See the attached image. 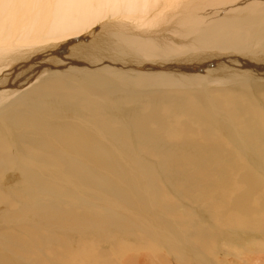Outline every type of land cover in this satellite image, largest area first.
<instances>
[{
    "label": "bare ground",
    "instance_id": "6f19581e",
    "mask_svg": "<svg viewBox=\"0 0 264 264\" xmlns=\"http://www.w3.org/2000/svg\"><path fill=\"white\" fill-rule=\"evenodd\" d=\"M241 1L243 4L233 10L234 14L211 18L213 27L204 25V11L203 19L198 18L200 22L194 14L195 24L174 30L176 25L162 26L167 17L163 7H176L171 11L172 16L186 20L189 13L187 9L177 10L178 1L174 4L173 0H0V189L4 191L0 193V202L6 195L10 202L19 199L18 191L24 193L28 184L37 189L32 191L36 197L27 196L18 211L30 216L26 221L30 224L25 226L29 239L11 230V225L16 228L19 223L14 221L17 217L14 210L11 214L8 209L0 214V264L23 262L16 261L3 248L32 255L36 262L63 264V260L59 261L62 254L59 256L56 252L59 250L54 247L60 244L61 238L57 235L60 229L68 234L71 226L99 235L134 229L133 221L124 214L129 213L127 210L137 212V208L147 205L154 188V172L176 185L182 176L177 160L182 157L185 146L193 150L190 145L194 141H207L206 148L201 150V155L207 152V158L199 159L189 180L204 192L205 198L212 195L218 199L212 204L216 208V221L264 230V169L259 162L263 155L254 146L264 145V131L255 117L250 116L260 108L254 94L264 93V18L256 15L261 10L264 17V5L259 6L263 0H254L255 4L249 3L250 0ZM158 3L163 7L156 6ZM236 3L234 0L228 5ZM253 9L259 12L251 15ZM239 10L243 13H235ZM157 13L163 14L158 16L162 23L157 21ZM249 14L255 16L256 23L243 29L251 20ZM219 26L226 30L224 34L217 32ZM163 30L170 35L161 34ZM214 37L219 39L213 40ZM165 87L191 93L190 105L171 108L166 103ZM232 89L236 95L227 92ZM208 91L214 92V103L210 95L207 98ZM150 95L154 102L149 100L152 105L146 107L141 100ZM114 99L118 106L111 103ZM225 107L237 111L234 115L243 121L239 122L244 124L241 125L245 128L244 136H252L248 138L253 140L251 143L235 132L230 118L223 114ZM175 112L190 120L181 118L180 122L177 118H167ZM129 131L132 135L135 133L139 146L159 147L161 153L175 156L167 162L158 161L155 167L146 165L126 145L130 141ZM216 131L229 133L234 148L239 153L246 152L251 165L240 161L236 153L228 158L229 153L224 152L226 147L219 142ZM171 136L186 142L176 146L166 144ZM13 166L16 172L9 173ZM24 181L27 183L19 186ZM65 198L74 199L71 206H62ZM96 199H101L102 206ZM207 215L200 211L189 215L194 227L192 233L204 246L219 237L214 225L205 222L209 221ZM161 219H150V226L157 224L163 242L183 251L179 261L195 259V254L189 255L191 250L188 254L185 250L188 245L185 232L179 233L171 220ZM43 226L52 230L48 231V240L41 233ZM68 242L61 243L65 248L64 260L73 252L69 246L72 241ZM44 246L50 247L52 256L39 254L45 255ZM75 254L79 259L84 257L78 252ZM90 258L91 264H118L99 248ZM200 262L204 263L201 259Z\"/></svg>",
    "mask_w": 264,
    "mask_h": 264
},
{
    "label": "rangeland",
    "instance_id": "374dc122",
    "mask_svg": "<svg viewBox=\"0 0 264 264\" xmlns=\"http://www.w3.org/2000/svg\"><path fill=\"white\" fill-rule=\"evenodd\" d=\"M178 1V4L179 6L177 5V10L178 8L183 10V9H187V13H189L187 16V20L186 19H183V17L181 16H172V13L171 11L174 9L176 10V7H171V8H167L166 7L164 8L160 3L156 4L159 5L161 7H163V11L166 12L167 14V17L166 19H164L165 22H163V27L166 25V24H170L171 26H174V30H179L180 28L184 29V28H187L189 27L188 25H193L195 24V20L198 19V18H202L205 16V19L204 21V25H206L207 27L210 26V23H213V20L214 18H222L223 14L225 17H227L229 14L232 15L234 14V9L238 6H241L243 3V1L241 0H235V2H237L234 6H232L230 4V6L228 5L230 2H233L234 0H221L220 2H218L219 0H176ZM175 0H173V3L175 4L176 3ZM210 1V2H209ZM214 1V2H212ZM256 1V0H255ZM255 1L253 0H250L249 3H252V4H255ZM198 2H202L200 5ZM208 2V3H207ZM223 2V3H222ZM264 0L261 1L260 5L259 6H262L264 5ZM188 3V4H187ZM248 3V2H247ZM247 3L245 5H247ZM191 4V5H190ZM210 4V5H209ZM182 5V7H181ZM187 5V6H186ZM201 8L202 5H205V6H202L201 9H199L198 7ZM208 5V6H206ZM213 5V6H211ZM219 5H222L220 7H218ZM225 5V6H224ZM228 5V6H227ZM155 6V5H154ZM153 6V7H154ZM155 6V7H156ZM195 7V9L197 8L198 10H196L194 12L195 9H193L192 7ZM217 6V7H216ZM151 6V8H153ZM160 7V8H161ZM191 7V9H190ZM206 7V9H205ZM212 7V8H211ZM217 8V9H216ZM220 8V9H219ZM262 9V7H260ZM209 9V10H208ZM170 12L168 13L167 11ZM173 10V11H174ZM203 10V11H202ZM211 10V11H210ZM215 12H213V11ZM218 10V11H217ZM221 10V11H220ZM185 11V12H186ZM205 11V12H204ZM220 11V12H219ZM256 11L259 12L258 9H253L252 11V14L251 15H255L256 14ZM156 12V11H155ZM204 12V13H202ZM213 12V13H212ZM243 11L239 10L235 13H240ZM257 12V13H258ZM261 12V10H260ZM259 12V14H256L257 16L260 15V18H264L263 16L261 17V13ZM171 13V14H170ZM201 13L203 15V17L201 16ZM207 13V14H206ZM212 13V14H211ZM232 13V14H231ZM161 16H160V15ZM196 15V19H195V15ZM200 14V15H199ZM214 14V15H213ZM226 14V15H225ZM156 15V18L159 17H162L163 14L161 13H157L155 14ZM154 15V16H155ZM194 15V17H193ZM208 15V16H207ZM210 15V16H209ZM250 15V14H249ZM249 16L251 18V20L248 22H246L241 28H245L247 27L248 25L250 26L251 24L253 25L252 22L256 23L253 19H255V16ZM201 16V17H199ZM245 16V13L244 15ZM174 18V19H173ZM179 18V19H178ZM181 18V19H180ZM208 18V19H207ZM170 19H171V22H170ZM202 19H200L202 21ZM172 20H173V24H172ZM177 20V21H176ZM181 20V21H180ZM194 20V21H193ZM211 20V21H210ZM157 21H160V18H158ZM195 23H193V22ZM199 21V19H198ZM167 22V23H166ZM176 22V23H175ZM200 22V21H199ZM160 23H162V21H160ZM191 23V24H189ZM183 24V25H181ZM181 25V26H180ZM203 23L201 24V26H204ZM251 25V26H252ZM161 26V27H162ZM184 26V28H183ZM201 26H199L198 28H200ZM214 24H212L210 27H213ZM162 27V29H163ZM180 27V28H179ZM167 28H170V26H168ZM223 26H219L218 29L219 31L217 32H223V34L225 33V31L222 29ZM221 30V31H220ZM223 30V31H222ZM166 31V32H164ZM161 34H163L164 36H167V35H170L169 32H167V30H163V32H161ZM194 35H198L197 33H194ZM217 37H214L213 40H217L219 39V37L216 39ZM105 50V49H103ZM65 54V53H64ZM67 54V53H66ZM235 58V57H234ZM242 70V69H241ZM253 71V70H252ZM168 87H165V91H168L167 93V97H166V100L170 107L173 106V108L177 107V106H180L179 104H187L186 106L190 105V101L192 100H188V97L191 96V93H185L186 91L185 90H180V89H173L171 90L170 88ZM171 90V91H170ZM185 91V92H184ZM175 92V93H174ZM179 92V93H178ZM209 94H207V98L210 99V96H211V99L210 101H212V103H214L215 101L213 100H216V98L214 97V92H211L208 91ZM229 92L231 95H236V92L232 89L231 91H227ZM182 93V94H180ZM259 94H254L255 96V99L256 101L258 102L259 105V109L256 111V112H253V113H250V116H253L255 117L254 119L258 121V125L260 126V128L264 131V93L263 92H258ZM179 94V95H178ZM262 94V95H261ZM106 95V94H105ZM169 95V96H168ZM188 95V96H187ZM210 95V96H208ZM152 95H150L149 97H146V99H142V103L144 106H150L152 105L151 103H149V100H151L152 102H154L153 100V97H151ZM177 96V97H176ZM186 96H187V101L186 100ZM258 97V98H257ZM104 99L107 98V96H104L103 97ZM185 98V99H184ZM127 100H132L131 96L130 98H127ZM116 99H114L113 101H111V103L113 105H116L118 106V104L116 103ZM107 102V101H105ZM114 102V103H113ZM147 102V104H146ZM108 103V102H107ZM178 104V105H177ZM115 106V107H116ZM198 106V105H197ZM172 108V107H171ZM225 107V109H223V114L226 115L227 117L230 118V122L233 124V127L238 131H235L236 133L243 135V139L248 142H252L253 140L251 139H248L249 137H252V136H249L247 138V136H244L246 134L245 133V128L241 125H244L242 120H240V118H237L235 117V113H237V111L235 110L234 112L233 111H230L231 109H228ZM260 110V111H259ZM228 111V112H227ZM259 115H258V113ZM253 114V115H252ZM255 114V115H254ZM257 114V115H256ZM232 115L234 117H232ZM167 118H173L175 120V118H177L180 122L182 121L181 118H184V119H187V120H190L189 117L187 116H183V117H180L176 112L175 113H171V114H168ZM181 119V120H180ZM260 121H259V120ZM236 123H235V122ZM238 121V122H237ZM241 121V122H239ZM234 122V123H233ZM261 122V123H260ZM238 127V128H237ZM246 130L248 131V128H246ZM218 132V133H217ZM127 134H129V137H127L128 140L130 141H127V146L129 147V149L135 154L136 157L142 159L141 162L143 161L146 165L147 163H149L150 165H152V167H155L158 165V161H163V160H166L165 162H167L168 160L172 159L175 155H170L169 153L167 154H164V153H161V148L159 149V147H150V148H147V147H143V146H139L140 142L139 140L137 139L134 133V135H132V133L129 131ZM225 134V135H223ZM216 135L219 137V142L221 144H223L226 148L224 150L225 153H229L228 155V158L236 153V157H238V159L241 161L243 160L245 163H248L249 165H251V159H249L248 155L246 152H242V153H239V151L234 148L233 146V143H232V138H230V134L227 133L226 131H216ZM132 136V137H131ZM245 137V138H244ZM133 138V139H132ZM177 137H173L171 136L168 137V141H166V144L168 143L169 145L171 146H176L177 144H182L183 142H186L183 138H177ZM4 139V138H3ZM136 139V140H135ZM232 139V140H231ZM138 140V141H137ZM166 140V139H165ZM175 140V141H173ZM179 140V142H178ZM5 141V140H4ZM137 141V142H136ZM131 142V143H130ZM194 142H196L197 144H200L198 147H197V144H193ZM192 143V146L193 147V150H191L189 148V146H185L184 149L183 148V154H182V157L181 158H178L177 160V168L179 169L178 172L180 171V174L183 176L179 177L176 185H175V182L172 183V182H167L165 179H163L160 175H158L157 173H153V177L155 178L153 182V190L150 192V195H149V202L147 201V205L146 206H142V208H137V212L136 211H133L134 212V215L129 211L127 210L129 213L128 214H124L128 219L129 221H133L131 222L132 224L135 225L134 229H125L124 231L125 232H117V231H109L107 232V235L106 233L105 234H102V235H99V234H95L94 232L92 231H89L87 229L84 230V228L81 227L77 229V227H74V226H71L69 227V229L72 230L70 232H68V234H66L67 232H63L62 229H60V232L57 234L59 238V241L60 244L56 245L55 247L52 246L56 249V250H59V251H56L59 256L60 254H62V257H59V261L61 262V260H63V264H65L64 262L66 261V264H91L90 263V257H92L96 251V249L98 250V248L100 250H102L103 252H106V253H109V255L114 259V261H117L118 264H190V261H191V264H264V254H261V252L263 253L264 250V230L260 231L259 229H251V228H246V227H242L238 224H231V225H224V224H221L219 221H216L218 219L215 218V214L214 212L216 211V208L215 207H212V204L214 203L213 200H218L216 197L210 195V196H206V198H210L208 200H205V195H204V192L201 190L199 191V189H197L196 187H194L193 183L190 181L191 180V175L193 173V170H195V164L196 163H199V161L202 159H204L202 156H206L207 152H202V155H201V150H204V146H207L206 144L207 141H204L203 143H205L203 145V143L201 142H198V141H194ZM176 143V144H175ZM143 144V143H142ZM201 144L203 145L201 148ZM195 145V146H194ZM131 146V147H130ZM136 146V147H135ZM164 146V145H163ZM254 146L257 148V150L263 155L262 157V160L259 161L260 162V165L261 167L264 169V150H263V147L264 145H261L259 143H256L254 144ZM165 147V146H164ZM188 147V148H187ZM197 147V148H195ZM137 150H136V149ZM153 148V149H152ZM158 150H157V149ZM166 148V147H165ZM199 148H200V151H199ZM261 148V149H260ZM198 149V150H197ZM260 149V150H259ZM254 152L256 153V149H254ZM156 151V152H155ZM196 151H198L196 153ZM231 151V152H230ZM191 152H195L194 154L191 153ZM190 153V155H189ZM225 153L222 152V156L224 157L225 160L226 159V156ZM187 154V155H186ZM195 154L197 157H195ZM199 154V155H198ZM258 155V153H256ZM138 155V156H137ZM152 156V157H151ZM161 156V157H160ZM201 156V157H200ZM170 157V158H169ZM168 158V159H167ZM187 158V159H186ZM196 158V159H195ZM207 158V156L205 157ZM200 159V160H199ZM247 159V160H246ZM184 160V161H183ZM132 161V160H131ZM181 161V162H180ZM198 161V162H197ZM247 161V162H246ZM137 162V161H136ZM180 162V163H179ZM186 162V163H185ZM188 162V163H187ZM161 163V162H160ZM135 164V163H134ZM183 164V165H181ZM191 164V165H190ZM193 164V165H192ZM256 164V163H255ZM132 165V164H131ZM136 170L139 171V169L135 166V165H132ZM188 166V168H187ZM190 166V167H189ZM214 168H209L210 171H213ZM14 170V171H13ZM158 171V169H156ZM187 170V171H186ZM256 170L257 172H259V174L261 175V172L260 170L258 171V169H254ZM11 171V172H10ZM16 172V168L15 166H13L12 168L9 169V173H13V172ZM192 171V172H191ZM188 172V173H187ZM156 175V177H155ZM188 177H187V176ZM262 176V175H261ZM213 177V175H212ZM263 178H264V175H263ZM20 179V178H19ZM190 179V180H189ZM181 180V181H180ZM189 180V181H188ZM148 181V179H147ZM23 182V180L21 181V183ZM191 182V183H190ZM25 183H27L26 181H24L23 184H19L20 185H25ZM171 183V184H170ZM57 186V188H61L62 190H67L66 187L64 186H60V184L58 183H53ZM173 184V185H172ZM17 186V183L14 184ZM151 185V186H152ZM186 185V187H185ZM19 186L17 188H19ZM30 184L27 185V189L24 193H22V191H18L20 192L21 194L18 193V195L16 197H18L19 199H15L13 201H9V196L6 195V198L4 200H2V202H0V214L3 212V211H7L10 210V214L12 212H16L17 213V217L16 219L14 220L15 222H19L18 223V227H14V226H10L11 230H13L15 233H19L23 239H29V233H28V230L25 229V226H28V223L29 222H26L28 221L29 217L30 216H27L25 214H18V211H19V208L21 206H23L22 204H24L27 200V196L29 198V196H32V197H36L35 194L32 192V191H37V189L35 187H32ZM29 187V188H28ZM188 187V188H187ZM191 187V188H190ZM195 188V189H194ZM16 190V189H14ZM30 190V191H29ZM189 190V191H188ZM193 190V191H192ZM17 191V190H16ZM3 189H0V193H3ZM29 192V193H28ZM188 192V193H187ZM194 192V193H193ZM29 195H28V194ZM146 193V191H145ZM193 194V195H190V194ZM198 193H200L198 195ZM202 193V194H201ZM27 194V195H26ZM152 194V195H151ZM196 194V195H195ZM154 195V196H153ZM201 196V197H200ZM153 197V198H152ZM160 197V198H159ZM203 197V198H202ZM213 197V198H212ZM64 198V197H63ZM93 198V197H92ZM96 198V197H95ZM104 198V197H103ZM159 198V200H158ZM190 198V199H189ZM200 198V199H199ZM104 199H107V198H104ZM154 199V200H153ZM199 199V201H198ZM204 199V201H203ZM18 200V201H17ZM69 199H64V202L62 204V206L64 205V207H67L68 206H71L72 205V202H74V199H71L72 201H68ZM101 199H96L95 202H99V206H102V204L100 203ZM153 200V201H152ZM156 200V201H155ZM158 201H164L159 203L158 205ZM166 200V201H165ZM193 200V201H192ZM202 200V201H200ZM22 201V202H21ZM168 201V202H167ZM157 202V203H156ZM173 202V203H172ZM208 202V203H207ZM211 202V203H210ZM216 202V201H215ZM169 203V204H167ZM207 203V205H206ZM209 203L211 204L209 207ZM152 204V205H151ZM167 204V205H166ZM177 204V209H176V205ZM172 205V206H171ZM206 205V206H205ZM19 206V207H17ZM15 207V208H14ZM127 207V206H126ZM152 207V208H151ZM166 207V208H165ZM205 207V209H204ZM17 208V209H16ZM115 209V207H113ZM166 210H165V209ZM215 208V209H214ZM102 209V208H101ZM164 209V210H163ZM169 209V210H167ZM210 209V210H209ZM14 210V211H13ZM145 210V211H144ZM199 210L200 213L203 215H209V221L212 220V222L210 221H205L207 224H212L214 225V230L217 232L216 235L219 234V237L216 238V239H213L210 242V244L208 246H204L200 243V240L197 239V237L195 238L194 237V234L192 233L194 231V227L192 226L191 224V219H190V216L193 215V214H196L197 211ZM209 212H208V211ZM215 210V211H214ZM163 211V212H162ZM194 211V213H192ZM150 214V215H147V213ZM174 212V213H173ZM176 212V213H175ZM165 213V214H164ZM173 213V214H172ZM207 213V214H206ZM130 214V216H129ZM142 214V215H141ZM156 214V215H154ZM158 214V215H157ZM161 214V216H160ZM214 214V215H213ZM24 217H23V216ZM137 215V216H136ZM147 215V216H146ZM190 215V216H189ZM207 215V216H208ZM212 215V216H210ZM158 216V217H157ZM160 216V217H159ZM167 216V217H166ZM189 216V217H187ZM199 217H201L199 214H198ZM27 217V218H26ZM132 217V218H131ZM166 217V218H165ZM212 217V218H211ZM132 220H131V219ZM154 218H162L161 220H165L167 221H170L171 223L175 224V227L177 228V231L180 233H184L185 234V237H186V240L188 242V245L185 247V250H187V254L188 252H190L191 250V253H189V255H193L195 257V259H187L185 262H180L179 261V254H181V250H178L175 246L172 247V245H166L163 240H162V236H161V232L159 231V228L157 226V224H154L152 225V227L150 226V219H154ZM211 218V219H210ZM214 218V219H213ZM19 219V220H18ZM135 221H134V220ZM138 219V220H137ZM173 220V221H172ZM184 220V221H183ZM215 220V221H214ZM12 222V220H10ZM13 221V222H14ZM143 221V222H142ZM136 222V223H135ZM190 222V223H188ZM23 223H25L26 225H22ZM143 223V224H142ZM146 223V224H145ZM177 223V224H176ZM216 223V224H215ZM30 224V223H29ZM139 224V225H138ZM146 226H145V225ZM150 226H148V225ZM69 225V224H68ZM67 225V226H68ZM233 225V226H232ZM235 225V226H234ZM145 226V227H144ZM238 226V227H237ZM22 227V228H20ZM137 227V228H136ZM179 227V228H178ZM155 228V229H154ZM18 229V230H17ZM82 230L83 232H79L80 230ZM153 229V230H152ZM156 230V231H155ZM226 230V231H225ZM43 231V232H42ZM48 231H52L51 229L48 230L47 227L43 226L42 227V230H41V233L44 235V237L48 240L49 237L47 236L49 234ZM74 231V232H73ZM89 231V232H88ZM149 231V232H147ZM152 231V232H151ZM219 231V232H218ZM63 232V234H62ZM168 232V231H167ZM53 233V232H52ZM90 235H89V234ZM94 233V234H93ZM187 233V234H186ZM221 233V234H220ZM256 233V235H255ZM259 233V234H258ZM88 234V235H87ZM130 234V235H129ZM151 234V235H150ZM170 235H172L171 233H169ZM190 236H189V235ZM193 234V235H191ZM254 234V235H253ZM96 235V236H95ZM154 235V236H153ZM157 235V236H156ZM164 236V234H162ZM235 235V236H234ZM248 235V236H247ZM260 235V236H258ZM33 236V235H32ZM221 236V237H220ZM188 237V238H187ZM242 237V239H241ZM72 238V239H71ZM101 238V239H100ZM261 238V239H259ZM93 239V240H92ZM159 239V240H157ZM226 241H225V240ZM240 239V240H239ZM70 240L72 241L71 244H69V246L72 248V251L71 253H69V256L67 258V260H64V254L62 253L63 250L65 249L61 243L62 241L64 243H66V241H69ZM261 240V241H260ZM194 241V242H193ZM233 241H234V244H233ZM68 242V243H69ZM180 243V241H178ZM190 242V243H189ZM216 242V244H215ZM251 242V243H250ZM258 244H257V243ZM261 242V243H260ZM178 243V244H179ZM245 243V244H244ZM92 244V246H90ZM160 244V245H159ZM236 244V245H235ZM262 244V245H261ZM62 245V246H60ZM166 245V246H165ZM213 245L215 247H213ZM247 245V246H246ZM88 246H90L91 248H89ZM165 246V248H164ZM170 246V247H169ZM190 246V248H189ZM249 246V247H248ZM254 246V249H252ZM263 246V247H262ZM45 247V246H44ZM96 247V248H95ZM168 247V248H167ZM194 247V248H192ZM239 247V248H238ZM86 248V249H85ZM95 248V249H94ZM173 248V249H172ZM176 248V249H175ZM6 249V248H5ZM5 249L3 248L2 250H4V252H9V256H11L12 258L16 259V261H18L17 259H20V261L18 262H21V264H45V263H42V262H36L34 260V257L31 255V257L29 255H25V254H22V253H19V252H16L15 250H7L5 251ZM171 249V250H169ZM246 249V250H245ZM260 249V250H259ZM61 250V251H60ZM91 250V251H90ZM157 250V251H156ZM166 250V251H165ZM252 250V251H251ZM254 250V251H253ZM258 250V251H257ZM108 251V252H107ZM139 251V252H138ZM179 251V252H178ZM198 251V252H197ZM203 251V252H202ZM11 252V253H10ZM75 252H78V254H82L85 258L83 259H79ZM92 252V253H91ZM138 252V253H137ZM243 252V253H242ZM259 252V253H257ZM43 253L46 255H42V252H39V254L42 256V257H47L49 255L52 256V251L50 249V247H45L43 249ZM134 253V254H133ZM154 253V254H153ZM248 253V254H247ZM21 254V255H20ZM75 254V256H74ZM161 254V255H160ZM173 254V255H172ZM202 254V255H201ZM258 254V255H257ZM260 254V255H259ZM17 256V257H16ZM23 256V257H22ZM50 256V257H51ZM188 256V255H187ZM237 256V257H236ZM248 256V257H247ZM22 259H21V258ZM151 257V258H150ZM201 257V258H200ZM261 257V258H260ZM191 258V257H190ZM198 258V260H197ZM200 259L204 262H200ZM204 259V260H203ZM207 259V260H206ZM241 259V261H240ZM253 259V260H252ZM243 260V261H242ZM29 261V262H28ZM123 261V262H122ZM199 261V263H198ZM207 261V263H206ZM180 262V263H179ZM194 262V263H193ZM237 262V263H236ZM105 264V263H103Z\"/></svg>",
    "mask_w": 264,
    "mask_h": 264
}]
</instances>
